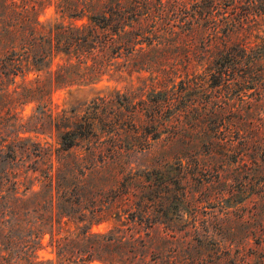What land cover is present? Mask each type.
<instances>
[{"label":"rangeland","instance_id":"374dc122","mask_svg":"<svg viewBox=\"0 0 264 264\" xmlns=\"http://www.w3.org/2000/svg\"><path fill=\"white\" fill-rule=\"evenodd\" d=\"M29 3L45 29L111 19L123 47L99 57L96 85L59 88L65 57L45 43L19 58L31 37L0 31V58L14 42L20 59L17 76L0 74V223L8 201L40 209L12 262L27 264V243L44 264L90 247L91 264H264V0ZM39 78L49 95L25 98Z\"/></svg>","mask_w":264,"mask_h":264},{"label":"trees","instance_id":"16d2710c","mask_svg":"<svg viewBox=\"0 0 264 264\" xmlns=\"http://www.w3.org/2000/svg\"><path fill=\"white\" fill-rule=\"evenodd\" d=\"M30 1L31 0H22V6H18L17 0H0V31L5 33V37H9L13 34H15V36H23L24 33L31 37L30 42L24 43L22 55H20L19 58L23 56L30 58L33 52H35L36 46L42 47L43 44L50 43L52 47L56 49V56H63L66 58V61L62 66L54 72H51V83L54 87L72 88L74 86H89L99 83L107 72L105 60H100L99 57L102 56L107 59L106 57L108 53L117 55L118 51L123 47H115L114 42L112 41L114 39V34L110 35L107 32L109 27H112V23H109L112 20H100L96 17H92L90 20L93 25L63 26L55 24L50 25L48 29H45V26L38 18L33 19L30 17L31 12H35L37 9L36 3L31 5V3H29ZM27 4H30V6L28 7ZM18 8L22 9L21 13L17 14L19 18L14 19L15 14L13 18L11 17L12 11L14 12ZM21 21H23V23ZM99 30H101L102 33ZM40 31H42V33L39 35ZM104 31L107 33H103ZM11 45H13L12 52L10 53L8 49L7 53L9 55L0 58V74L4 76L10 74L17 76L18 74L16 68L20 59H17L18 53L15 51L17 44L13 42ZM44 55L45 52L35 56L33 58V64L37 65L39 62H42L46 58ZM232 56L229 60L227 58L223 59V56H221L220 61L217 59L214 62L217 66H222L223 64L226 65L227 62L237 64L236 59H233ZM35 69L37 72L41 71L39 68ZM46 81L47 80H41L40 78L35 80V89L26 90L28 94H23V96L29 98L30 96H37V94L42 96L49 95L46 90ZM73 136L76 137V134L74 135L70 131L62 136V145L65 150L72 149L77 145L76 141L72 139ZM46 178L52 182V175ZM0 199L6 200V197L1 193ZM8 205L6 209L7 211L4 212L6 219L0 223V234L3 235V240L5 238V243L0 241V246H5L4 250L7 254L5 259H10L8 260V263L14 264L12 262L13 258H11L12 251L15 248H18L19 245L21 247V244L17 239L24 232L22 225L25 222V218L28 217L31 212H40V209L35 208L30 211L24 202L22 205H14L13 201H8ZM60 215L62 220L66 218L68 222H71V220L74 219L71 213H61ZM75 220L76 221L73 222L78 224V228L80 227V224H83L85 221L83 217ZM7 227L10 228L9 231L6 229ZM37 232L39 233V230H37ZM36 235V237L39 238V235ZM86 236H89L88 232H86ZM28 247L29 245L26 243L24 248H20V251L25 252L26 254V257L20 258L25 260L27 264H44L43 262L37 261L35 256L28 255ZM90 248L91 251H87L86 255L81 259L74 258V256L68 253V251L59 250V262L60 264H91L95 259L92 252L93 247ZM25 249L27 250L25 251ZM2 257L5 256L3 255Z\"/></svg>","mask_w":264,"mask_h":264}]
</instances>
